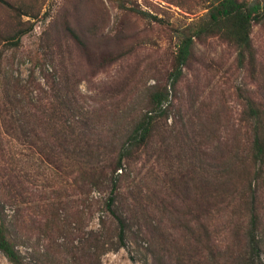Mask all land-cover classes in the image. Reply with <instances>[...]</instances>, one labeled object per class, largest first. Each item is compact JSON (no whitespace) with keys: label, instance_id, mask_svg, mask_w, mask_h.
<instances>
[{"label":"rangeland","instance_id":"rangeland-1","mask_svg":"<svg viewBox=\"0 0 264 264\" xmlns=\"http://www.w3.org/2000/svg\"><path fill=\"white\" fill-rule=\"evenodd\" d=\"M6 1L27 15L18 19L14 11L0 5V31L10 34L18 23H31L20 44L5 51L0 73V201L7 193L5 183L13 175L18 176L22 193L19 219L9 229L19 241L16 247L23 262L87 264L73 246L80 247L88 231H98L99 218L105 221V228L113 226L102 203L111 192L109 183L94 187L88 197L83 193L82 181L72 186L74 171L69 167L62 164V169H53L31 153L26 143H19L21 119L10 120L2 110V81L4 76L7 80L12 76L23 83L32 74L48 94L54 92L52 86L63 88L89 119L114 131L149 108V92L162 86L168 89L165 116L157 120L147 148L141 149L132 161L123 163L124 174L119 180L120 196L125 198L123 210L138 220L130 221L123 246L106 251L97 263L152 264L143 236L149 229L139 230L138 222L143 224L140 219L147 217L154 224L161 223L162 235L175 236L177 229L170 222L172 210H164L169 205L163 206L158 199L163 196L167 203H174L178 211H183L182 204L188 200L181 201L172 192L168 194L176 191L174 185H178L181 172L193 170L185 159L214 163V156L227 158L242 153L248 136L242 117L246 98L264 107V17L252 24L249 33L255 56L253 72L236 63L232 45L217 36H208L193 41L191 56L172 86L168 73L176 45L174 29L203 14L205 2ZM130 9L147 11L159 21ZM67 27L85 40V48L70 36ZM102 53L110 56H104V60ZM169 181L173 187L167 186ZM131 194L136 200L129 198ZM261 199L259 257L264 253V197ZM50 203L57 207L58 216H53V224L47 228L44 215ZM13 208L4 203L8 223ZM230 209L213 211L209 217V229L218 239L227 235L224 228L228 226ZM216 226L222 230L216 232ZM0 264H10L1 252Z\"/></svg>","mask_w":264,"mask_h":264},{"label":"trees","instance_id":"trees-1","mask_svg":"<svg viewBox=\"0 0 264 264\" xmlns=\"http://www.w3.org/2000/svg\"><path fill=\"white\" fill-rule=\"evenodd\" d=\"M201 1L205 2L204 13L174 29L176 45L168 73L169 85L173 86L191 56L193 41L208 36H217L232 45L236 52V63L246 66L249 72L254 71L255 56L249 33L252 24L264 17V1ZM0 5L14 11L18 19L21 15H27L26 11L9 1L0 0ZM131 11L159 21L147 11ZM24 22L18 23L10 34L0 31V73L5 51L16 48L21 36L31 28V23L27 22L24 26ZM67 30L78 45L86 47L83 38H79L68 27ZM106 55L110 56L102 53L101 57L105 60ZM8 80L4 76L2 81V110L10 120L17 122L21 119L17 125L21 136L19 143H26L31 153H35L53 169H62V164L69 167L71 172L74 171L72 186H78L82 181L85 185L83 193L88 197H91L94 187L103 182L109 183L111 187L110 194L102 203L113 226L105 228V221L99 218L98 231H88L81 246H73L78 253L81 252L83 262L97 264L99 257L106 251L123 246L132 223L130 221L133 218L138 220L123 210L122 200L125 198L120 196L119 180L124 174L123 163L132 161L141 149L147 148L157 120L165 116L168 89L162 86L149 92V108L121 130L114 131L104 127L103 123L89 119L81 107L74 103L73 96L63 88L52 86L54 92L48 94L32 74L23 83L17 77L10 76ZM242 117L248 134L242 153L227 158L214 156V163L202 162L198 158L195 161L189 157L185 159V164L192 166L193 170L181 172L178 185H174L176 191L168 194L174 193L181 201L188 200L187 204H182L183 211H178L174 203H167L163 196L158 199L163 206L169 205L164 210H172L169 211L173 215L170 222L177 229L176 235H162L164 228H161V223L154 224L144 215L145 218L140 219L144 225L138 222L139 230L140 227H143V231L149 229L146 233L148 236H143L152 264H264V253L259 257L260 206L261 198L264 197V107L258 106L252 98H246ZM14 176L8 179V184L5 183L7 193L4 200L0 201V252L10 264H25L16 247L19 241L9 229L18 222L22 199L18 189L19 177ZM166 184L173 187L170 181ZM129 198L136 200L134 194L129 195ZM5 202L14 206L9 223L4 214ZM222 208L231 209L228 226L224 228L227 235L218 239L209 229V217L213 211ZM45 209L49 210L43 218L47 228H50L54 217L58 216L57 207L50 203ZM183 215H189L190 218ZM103 227L104 231H101ZM221 230L220 226H216V232ZM134 237H131L133 241Z\"/></svg>","mask_w":264,"mask_h":264}]
</instances>
